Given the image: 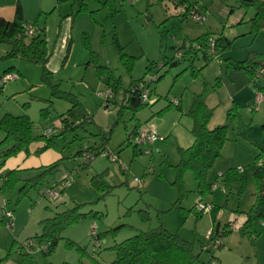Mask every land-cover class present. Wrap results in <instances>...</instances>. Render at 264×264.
Segmentation results:
<instances>
[{
	"label": "rangeland",
	"instance_id": "obj_1",
	"mask_svg": "<svg viewBox=\"0 0 264 264\" xmlns=\"http://www.w3.org/2000/svg\"><path fill=\"white\" fill-rule=\"evenodd\" d=\"M7 1H19L24 20H36L44 27L50 52L45 68L49 73L43 75L40 64L11 59L16 60L12 65L21 76L4 83L0 116L4 111L12 115L26 113L32 121V133L40 135L53 130L60 116L76 103L81 111L91 114L92 122L83 121V128L76 129L81 139L71 143L72 152L79 147L97 146L107 137V129H111L105 145L119 159L112 162L97 155L83 167V156L67 158L54 177L37 190H29L19 201L16 189L12 192L0 189V203L3 197L7 202L5 208L13 210L15 216L12 228L0 227V264H95L96 261L111 264L115 257L111 246L159 225L194 240V252H199L200 242H206L213 224H219L220 246L213 247L211 253L200 251L199 260L193 264H207L210 255L215 264H264V233L250 239L240 233L237 223L224 233L232 216L245 213L255 200L252 171L256 167L253 161L256 147L237 134L235 120L228 118V111L236 106L248 132L264 140L260 130V125H264V101L252 110L253 91L245 72L227 67L224 61L229 57L243 60L250 51L264 54V29L254 35L250 33L253 7H234L229 11L218 0H200L206 10L202 12L205 22L199 24L191 15L183 16L181 7L170 0H114L113 14L110 7L102 5L104 0H0V3ZM206 31L213 35L222 33L231 40L230 47L221 52V61L213 57L205 62L199 53L193 66L202 69L195 76L188 68V60L180 59L174 66L168 64L179 40L194 39ZM115 37L126 56L122 57L116 49ZM7 49V45H0V57ZM152 62L154 71L146 73V66ZM151 75L156 80L150 84L148 105L136 112L135 118L127 108L119 114L118 103L110 102L104 107L110 78H119L120 86L127 88L131 81ZM201 93L207 107L212 109L208 127L228 124V140L211 169V176H219L230 167L241 172L239 180L229 186L218 181L213 192L204 195L197 190L191 171L183 174L181 186L173 183V165L179 161L177 148L189 146L193 139L192 119L187 112L193 96ZM116 95L119 102L121 94ZM135 126L138 130L152 127L160 136L152 145L140 147L147 148L149 153L142 151L134 156L128 134ZM72 135L69 132L66 141ZM72 171L67 178L69 185L58 198L40 197L39 191H45ZM102 172L105 184L110 186L103 185V190L91 183L92 176ZM29 175L32 174L24 176ZM135 178L142 181V188H137ZM198 202L208 204L209 209L198 212ZM74 206L85 215L60 230L50 253L36 247L28 254L20 250V243L26 238L41 233V220ZM67 240L84 252L67 245Z\"/></svg>",
	"mask_w": 264,
	"mask_h": 264
},
{
	"label": "trees",
	"instance_id": "obj_2",
	"mask_svg": "<svg viewBox=\"0 0 264 264\" xmlns=\"http://www.w3.org/2000/svg\"><path fill=\"white\" fill-rule=\"evenodd\" d=\"M170 1L173 2L176 7H181V14L185 17L192 12L204 14L202 12L206 10L200 0ZM218 1L228 7L229 11L234 7H253L254 13L249 19L250 33L254 35L259 30L264 29L263 0ZM113 3L114 0H104L102 5L110 7L113 14L116 11ZM28 24L36 28L32 35L25 34V26ZM210 38L213 40V49L218 56V60L221 61L219 58L221 52L230 47L231 40L226 38L222 33L213 35V33L206 31L194 39L183 38L180 43H176L173 47L174 57L168 59V64L174 66L179 63L180 59L188 60L190 62L188 66L190 72L193 76L197 75L202 68H195L193 66V59H196L199 53L202 54L205 62H208L210 58H213V56L207 53V49L209 48L208 40ZM186 41L190 42V44L196 43L200 48H195L190 44L186 46ZM2 44L7 45L8 50L2 55V57H0V59L7 61L17 57L25 59L29 62L42 65L43 75L49 73L45 68L50 52L45 38L44 27L39 26L36 20L32 22H24L22 19L21 7L18 2L15 5L14 17L11 20H6L3 17H0V45ZM115 46L122 57L126 56L122 47L116 42V37ZM178 53H180V55L177 57L176 55ZM263 58L264 54L250 51L249 55L243 60L238 61L230 58L224 60L227 67H231L235 70H243L246 73L248 77V85L253 91L252 110L255 108V90L261 91L264 96ZM259 68L263 69V73L257 77L256 73ZM154 69L155 64L153 62L149 63L146 66V73H151ZM14 70V67L6 68L0 75V79L3 75L12 73ZM16 75L18 76L17 73ZM151 77L152 79L150 80ZM151 77H141L140 79L133 80L127 88H122L120 86L119 78H110L107 89L110 91L111 95L105 100L106 102L104 101V107H108L110 102L118 103L120 104L118 110L119 114H121L124 108H127L132 111V118H135V113L145 105H148V100L143 101L141 94L146 90L149 98L152 93L150 84L155 81L156 78L155 75H151ZM3 85L4 84L0 83V93L3 90ZM120 89L121 92H119ZM116 94H121L119 102L116 99ZM178 104L179 103L177 102L175 105L178 106ZM235 108L236 106H233V108L228 111V118L235 120L237 134L256 147V154L253 158L256 167L252 171V178L255 186V200L249 210L244 213V221L240 225L238 224V230L240 233L253 239L257 235L264 233V140L255 138L248 132L246 125L242 122ZM160 112L161 111L158 113ZM187 115L192 119L190 133L193 139L189 146L185 148L178 146L177 148L179 161L173 165L175 174V181L173 183L181 186L183 174L186 171H191L197 182V190L200 194L204 195L213 192L212 186L218 181H223L224 185L229 186L233 181L239 180L241 172L234 167H230L226 172L219 176H211V169L216 159L221 156L222 147L228 140V124L217 125L212 128L208 127V123L212 116V109L207 107L203 93L193 96ZM91 118L92 117L88 112L81 111L79 106L74 103L71 108L67 110L65 115L60 116V127L57 126L58 124H55L53 130L45 134L34 135L32 133V121L27 114H4L0 118V133L3 134V137L0 140V149L3 151L0 155V167L9 157L16 156L20 152L27 154L29 152V145L34 142L44 143L43 146L35 151L36 154L49 148H55L56 146L59 147L62 154L61 158L38 168L35 174L26 178L19 177L14 170L7 171L5 174L0 175L2 177V185L0 186V189L4 192H12L16 189L18 200L21 196L23 197L27 195L29 190H37L38 187L46 182L48 178L54 177L65 159H75L77 156L84 157L85 153H91L94 158L95 156L100 155L103 151H106L107 147L105 143L109 137L111 129L106 131L108 132L107 137H103L102 141L97 146L79 147L76 152H72L70 149L71 143L75 140L80 141L81 139L78 137L76 129L83 128V121L89 123L92 122ZM72 120H78L79 122L74 124ZM139 124L140 123H137L138 126ZM138 126H135V128L128 134L129 139L136 133ZM260 130L264 133V125H260ZM69 132H72L73 135L71 140L66 141V135ZM145 149L147 148L141 149L133 144L134 156ZM65 150L68 153L67 155H65ZM261 159L262 163L257 164ZM83 160V167L91 162V160H86L85 158ZM103 173L104 172L97 173L91 178V183L102 190L103 185L105 188L110 187L105 184L101 177ZM61 180H63V177L58 181H54L53 184L46 189L51 188ZM18 184H20L19 188H16ZM43 192L44 190L39 191L40 197H44ZM4 205L5 204H3L0 209V227L3 225L6 226V218L3 215L4 212H11L14 215V211L6 209ZM198 212L202 213L203 211L198 209ZM84 215L85 214L80 213L77 210L76 206L56 212L52 217L40 221L42 227L40 234H36L33 238H26L24 241L34 240L47 243L48 249L47 251H44V253H50L57 244L58 233L60 230L68 225L77 223ZM92 215L94 216V214ZM236 221V216L229 220L226 224V228L228 229L224 230V233L231 231ZM219 236V224H213V227L206 237V242H200V251L205 250L211 253V250L214 247L213 242L218 241ZM14 243L15 240L12 242L11 246H13ZM66 244L69 246H76L75 243L70 240H67ZM193 246L194 240L182 238L178 232H171L159 225L155 228L139 231L138 233L111 246L110 250L115 254L111 264H193L199 260L200 255V251L194 252ZM219 246L220 243L215 247ZM76 247L84 252L79 245ZM19 248L23 251L21 246H19ZM33 248L34 247L27 249L26 251L24 250V254H28ZM211 263L215 264L214 260H212V255H210L207 264ZM95 264L100 263L96 261Z\"/></svg>",
	"mask_w": 264,
	"mask_h": 264
},
{
	"label": "built area",
	"instance_id": "obj_3",
	"mask_svg": "<svg viewBox=\"0 0 264 264\" xmlns=\"http://www.w3.org/2000/svg\"><path fill=\"white\" fill-rule=\"evenodd\" d=\"M130 1H133V0H130ZM190 15H191L192 19L194 21H196L197 23H199V24H203L205 22V15L204 14L192 12ZM35 30H36V28L34 26H32V25L28 24L27 26H25V34L26 35H32L35 32ZM178 42L180 43L181 40H179ZM188 44H190V42H187L186 46H188ZM208 44H209V48L207 49V53L209 55L213 56L214 58L218 59V56L216 55V52L213 49V40L211 38L208 40ZM190 45L195 47V48H200L199 45L196 44V43H191ZM179 55H180V53H178L176 56L178 57ZM262 73H263V69L259 68L257 70V73H256L257 77L259 75H261ZM16 78H17L16 73H13V72L12 73H8V74H5V75H3L1 77L0 83L4 84L7 81L14 80ZM151 79H152V77L150 78V80ZM110 95H111V93L107 89V92L104 95V101L108 97H110ZM141 98H142L143 101L144 100H148V93H147L146 90L142 92ZM263 98H264L263 93L261 91H259V90H255V94H254L255 108L258 107L261 104V102L263 101ZM105 102H104V105H105ZM131 138H132L131 139L132 143L135 146L141 147V146H145L146 144L154 143L155 141L160 139V136L156 133V131L152 127H146L144 129L137 130L136 133L131 136ZM144 152L149 153V150L145 149ZM100 155L101 156H105V157L107 156L112 162H118L117 155L114 154L113 152L109 151V150L103 151ZM84 158L86 160H92L93 156H92L91 153H85L84 154ZM260 163H262V159L259 160L257 164H260ZM237 170L240 171V169H238V168H237ZM74 171H76V170H74ZM74 171L69 172L68 174L63 176V180L59 181L57 184H54L51 188L46 189L43 192V196L48 198V199H56V198H58L60 193H61V191L64 190L65 187L69 185V181H68L67 178H68V176L72 175ZM135 182H136V185H137L138 188L142 187V181L141 180L135 178ZM214 185L212 186V189L214 188ZM197 206H198V209L201 210V211H205L206 209H209V206L206 203L199 202L197 204ZM3 215L6 218V227L9 228V229L12 228L14 215L11 212H4ZM218 244H219L218 241H214L213 242V246L214 247L217 246ZM20 246H21L23 251L24 250L26 251L27 249H30L32 247H34V248L36 247L38 250H41L43 252L47 251V249H48V244L47 243L34 241V240L23 241L20 244ZM211 264H213V263H211Z\"/></svg>",
	"mask_w": 264,
	"mask_h": 264
},
{
	"label": "crops",
	"instance_id": "obj_4",
	"mask_svg": "<svg viewBox=\"0 0 264 264\" xmlns=\"http://www.w3.org/2000/svg\"><path fill=\"white\" fill-rule=\"evenodd\" d=\"M18 3H19V1H18ZM15 5H16V3H14L13 1H7L6 3H3V2L0 3V17H3L6 20H11L14 17ZM19 5L21 7L22 19H23L24 22H26L24 20L23 8H22L20 3H19ZM6 51H2V55H4ZM19 59H21V58H19ZM230 59H233V58H230ZM233 60H235V59H233ZM14 62H16V60H11V61L5 60L4 61L3 59H0V68L2 70L0 72V75L3 73V71L6 68L14 67L12 65V64H15ZM14 69L15 70H14L13 73H17L18 74L17 78L19 76H21L20 73H19V70H17L15 67H14ZM245 77H246V82L248 84V77H247L246 73H245ZM16 79H14V80H16ZM263 84H264V81H263ZM250 90L252 91V88ZM252 101H253V93H252ZM6 110H8V109H6ZM6 112H9V111H4V113L1 114L0 118L4 114H6ZM7 114H10V113H7ZM22 114H26V113H22ZM22 114L21 113H17V115H22ZM56 124H58L57 126L60 127V123L59 122L56 121ZM43 144H44L43 142L31 143L29 145V152L27 154H25L24 152H20L16 156L7 158L3 162V165L0 167V175L5 174L7 171L14 170V171L17 172V175L19 177L26 178L24 175H27V174H32L33 175V174H35L37 172L38 168H40L42 166H45V165H48V164H50L52 162H55L56 160L61 158V154L62 153H61L59 147H57V146L55 148H49V149H46V150L40 152L39 154H36L35 151L38 148H40L41 146H43ZM2 152H3L2 149H0V155L2 154ZM0 180L2 181V177L1 176H0ZM6 203H7L6 200H4L3 197H1L0 209H1V206L3 204H5L4 206H6ZM234 216H236V219H237L236 223L239 224V225L245 219L244 213L243 214L233 215L232 218H234ZM22 228L23 227H21L20 230H22Z\"/></svg>",
	"mask_w": 264,
	"mask_h": 264
}]
</instances>
